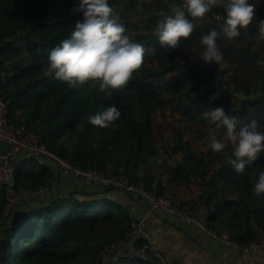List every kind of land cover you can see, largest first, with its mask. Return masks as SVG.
<instances>
[{
	"label": "trees",
	"instance_id": "obj_1",
	"mask_svg": "<svg viewBox=\"0 0 264 264\" xmlns=\"http://www.w3.org/2000/svg\"><path fill=\"white\" fill-rule=\"evenodd\" d=\"M135 1L124 0L118 7L115 0H108L118 22L125 26V34L143 44L146 53L143 66L127 86L107 96L91 82L78 89L69 88L59 80L44 77L41 71L50 50L69 37L75 23L82 20V14L71 12L78 0H0V65L3 63L8 72L2 93L9 99L10 119L23 122L48 150L70 164L136 177L140 164L146 167L147 159L153 160L158 153L153 114L169 103L204 125L208 124L203 112L222 107L237 118V128L255 121L257 130L264 132V68L258 63L264 56L261 40L255 41L256 20L232 40L219 37L216 43L223 60L206 63L193 46L209 30H219L217 25L224 15L221 7H214L202 20H192L195 28L191 36L170 49L159 43L155 25L161 18L159 13H167L171 4L179 5L181 0H173L170 5L165 1L154 8L144 3L140 11H133ZM256 1L249 3L256 6L257 20H262L264 7ZM254 45L256 51L252 53ZM112 105L121 111L115 131L87 122L89 115ZM67 133L72 134L69 140L64 137ZM173 135V149L187 153L190 167L198 170L195 173L201 176L203 185L209 184V194L202 201L216 200L215 210L206 216L207 227L215 229L221 207L229 201L225 188L236 190L242 222L236 223L238 231L229 237L241 245L248 244L250 212L264 228V193L257 196L253 192L259 172L264 171V152L238 175L227 164L228 153L208 149L198 154L189 149V141L182 139L178 128ZM224 151L232 150L229 147ZM214 162L219 165L206 178ZM192 169L178 164L171 178L177 180L183 175L187 180ZM52 177V165L40 164L34 156L22 155L14 163L16 189L49 185ZM141 178L148 189L161 194L159 181L155 188L150 176ZM218 180L220 185H215ZM114 201L69 192L4 215L6 198L0 184V264H97L100 247L129 228L131 218ZM124 262L153 264L137 257L122 258L115 264Z\"/></svg>",
	"mask_w": 264,
	"mask_h": 264
},
{
	"label": "clouds",
	"instance_id": "obj_2",
	"mask_svg": "<svg viewBox=\"0 0 264 264\" xmlns=\"http://www.w3.org/2000/svg\"><path fill=\"white\" fill-rule=\"evenodd\" d=\"M223 9L222 23L216 29L201 36L203 52L200 58L206 63L219 64L223 54L217 46L221 36L232 40L247 30L256 20L258 40L264 41V19L257 20L256 6L249 0H182L171 4L167 13L155 25V36L161 46L170 49L179 47L180 40L187 39L194 31L192 20H202L214 8ZM73 14H82V20L75 23L71 35L53 47L42 65L44 77L59 80L69 88H80L91 82L99 92L111 96L114 90L123 89L139 72L144 63L146 48L126 35V28L119 23L108 0H78L71 9ZM188 17H191L190 20ZM255 45L252 53H255ZM264 66V61L258 62ZM8 73V72H7ZM121 111L109 106L101 112L89 115L87 122L92 126L115 131V122ZM202 118L214 126L213 134L205 137L207 147L214 153H221L231 147L227 160L236 174L245 173L247 166L264 152V132L258 131L255 121L237 128V118L229 115L222 107L204 111ZM222 131V134H217ZM231 187V186H230ZM253 192L264 193V171L259 172Z\"/></svg>",
	"mask_w": 264,
	"mask_h": 264
},
{
	"label": "crops",
	"instance_id": "obj_3",
	"mask_svg": "<svg viewBox=\"0 0 264 264\" xmlns=\"http://www.w3.org/2000/svg\"><path fill=\"white\" fill-rule=\"evenodd\" d=\"M123 1L115 0V3L119 7ZM165 1L168 5L171 2L173 3L172 0H136L132 10L140 11L144 3L154 8ZM260 1L262 5L259 6L264 7V1L259 0L256 3ZM258 33L255 35L257 43L260 42ZM260 46L264 56V42L261 41ZM203 47L201 42L195 43L193 46L194 50L200 55H202ZM196 104L197 102H195ZM172 106L174 105L169 103L166 106L157 108L154 112L152 123L153 132L157 139L158 153L153 160L147 159L146 167L145 164H140L138 174L140 177L143 175L150 176L151 184L155 188L159 181L158 189L161 194L170 196L177 202H184L188 199L202 201L205 195L209 194V184L206 182L203 185L201 176L195 173L198 170L190 167L192 161L187 153L182 149H173L176 138L173 135V130L178 128L182 139L189 141V149L199 154L209 149L205 137L213 134L214 127L201 124L197 118L194 125L192 122L194 120L193 117L185 116L181 108ZM165 109H169L171 112L176 111L177 115L171 119L164 118L165 121L159 126V115L160 113L163 115ZM198 128H202L204 131L201 132ZM217 134H222V131ZM223 152L228 153L231 157V152ZM178 164L180 167L185 165L186 170L188 168L192 169L191 173L187 175V180L182 178L183 175L179 176L177 180L171 178V171ZM218 165V162H214L209 166L206 178H209L213 169ZM252 182L250 181V183ZM213 183L214 181H212V185ZM215 185H220V181H215ZM49 188L50 194L43 196L45 199H49L52 195L73 192L86 197L97 195L115 200L114 202L121 204L126 209L129 218L143 219L145 227L151 234L154 246L170 262L175 264H264V249L250 248L242 251L238 245L224 242L215 236L217 233H226L229 237V234L235 235L238 231L236 223L242 222V219L238 214L240 201L236 190L232 191L225 188V197L229 201L225 202L221 207V214L216 220L215 229L209 228L208 230L193 223H184L167 212L149 210L141 200L131 193L118 188H104L85 184L79 177L62 174L55 167L53 168V177L49 183ZM90 193H93V195H90ZM233 231L235 232L233 233ZM121 264L130 263L124 262Z\"/></svg>",
	"mask_w": 264,
	"mask_h": 264
},
{
	"label": "built area",
	"instance_id": "obj_4",
	"mask_svg": "<svg viewBox=\"0 0 264 264\" xmlns=\"http://www.w3.org/2000/svg\"><path fill=\"white\" fill-rule=\"evenodd\" d=\"M6 81L7 70L2 63L0 65V140L10 144L6 154L0 155V184L6 198L3 212L7 211L6 214H8L11 209L15 208L20 199L39 196L49 187V185H44L30 190L16 189L14 163L22 155H29L34 156L40 164L48 162L62 174L79 177L85 184L121 189L141 200L149 210L164 211L184 223H193L209 230L206 224V216L215 210V199L208 203L196 199L177 202L170 196L158 194L148 189L144 181L138 176H131L126 172L112 174L101 168L76 166L48 150L35 131L28 129L21 121L10 119L8 114L9 99L2 93ZM249 225L251 227V240L246 245H239L226 233H217L215 236L224 242L238 245L242 251L250 248L264 249V228L256 221L251 212L249 213ZM98 254L99 261L97 264H115L126 257H137L153 264H175L170 262L154 246L151 234L141 218H131L129 228L121 236L105 242L100 247Z\"/></svg>",
	"mask_w": 264,
	"mask_h": 264
},
{
	"label": "rangeland",
	"instance_id": "obj_5",
	"mask_svg": "<svg viewBox=\"0 0 264 264\" xmlns=\"http://www.w3.org/2000/svg\"><path fill=\"white\" fill-rule=\"evenodd\" d=\"M169 75L170 74H168L167 76H169ZM176 115H177V112L176 111L171 112L169 109H165L163 111V115H161V113L159 115V126L162 125V123L165 121L164 118L171 119L172 117H176ZM193 119L194 120H192V122L194 124L197 121V119L196 118H193ZM70 135H72V134L71 133H67V134L64 135V137L66 138V140L71 139ZM138 177H140V176H138ZM49 190H50V188L48 187V189L45 192L40 193L39 196H35V197H31V198H26L25 197V198L20 199L19 200V203L15 206V208L14 209H11L10 211L16 210V209H20V208L23 209V208H27L29 206L37 205L38 203H40V201H43V199L44 200H48V199H45L44 197L46 195L50 194ZM6 213H7V211H4L3 212V214H6Z\"/></svg>",
	"mask_w": 264,
	"mask_h": 264
},
{
	"label": "water",
	"instance_id": "obj_6",
	"mask_svg": "<svg viewBox=\"0 0 264 264\" xmlns=\"http://www.w3.org/2000/svg\"><path fill=\"white\" fill-rule=\"evenodd\" d=\"M10 147V144L7 141L0 140V155L6 154Z\"/></svg>",
	"mask_w": 264,
	"mask_h": 264
}]
</instances>
